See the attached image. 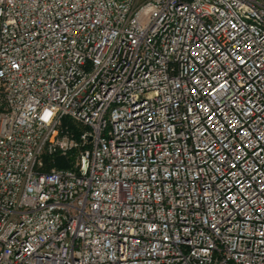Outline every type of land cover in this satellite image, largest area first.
<instances>
[{"label": "built area", "instance_id": "2783aa9c", "mask_svg": "<svg viewBox=\"0 0 264 264\" xmlns=\"http://www.w3.org/2000/svg\"><path fill=\"white\" fill-rule=\"evenodd\" d=\"M0 264H264V0H0Z\"/></svg>", "mask_w": 264, "mask_h": 264}, {"label": "trees", "instance_id": "16d2710c", "mask_svg": "<svg viewBox=\"0 0 264 264\" xmlns=\"http://www.w3.org/2000/svg\"><path fill=\"white\" fill-rule=\"evenodd\" d=\"M56 164L59 167H65L66 166V162L64 160H61V159H57Z\"/></svg>", "mask_w": 264, "mask_h": 264}, {"label": "rangeland", "instance_id": "374dc122", "mask_svg": "<svg viewBox=\"0 0 264 264\" xmlns=\"http://www.w3.org/2000/svg\"><path fill=\"white\" fill-rule=\"evenodd\" d=\"M61 160H63V159H61ZM56 161H57V159H56ZM56 163V162H55Z\"/></svg>", "mask_w": 264, "mask_h": 264}, {"label": "water", "instance_id": "95a60500", "mask_svg": "<svg viewBox=\"0 0 264 264\" xmlns=\"http://www.w3.org/2000/svg\"><path fill=\"white\" fill-rule=\"evenodd\" d=\"M84 167H85V162H84Z\"/></svg>", "mask_w": 264, "mask_h": 264}]
</instances>
